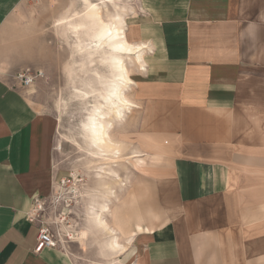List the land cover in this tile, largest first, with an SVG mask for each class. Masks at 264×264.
Instances as JSON below:
<instances>
[{
  "label": "crops",
  "instance_id": "1",
  "mask_svg": "<svg viewBox=\"0 0 264 264\" xmlns=\"http://www.w3.org/2000/svg\"><path fill=\"white\" fill-rule=\"evenodd\" d=\"M22 1L0 0V264H264V0H135L126 40L140 66L150 60L130 109L148 108L144 129L166 139L167 162L103 213L112 247L106 229L84 227L39 252L33 199L65 172L56 121L15 77L7 21Z\"/></svg>",
  "mask_w": 264,
  "mask_h": 264
},
{
  "label": "rangeland",
  "instance_id": "2",
  "mask_svg": "<svg viewBox=\"0 0 264 264\" xmlns=\"http://www.w3.org/2000/svg\"><path fill=\"white\" fill-rule=\"evenodd\" d=\"M134 2L23 0L7 21V29L18 40L11 44L14 60L23 68H39L45 73L24 88L35 108L56 121L55 157L70 182L58 200L49 196L34 213L60 233L65 245L78 241L68 239L70 227L79 234L82 229L95 227L111 233L106 243L112 247L116 237L103 213L109 210L111 214L123 203L124 186L127 189L134 176H155L159 171L148 168L167 162L166 149L162 146L166 139L150 140L144 129L150 125L146 107L126 110L122 119L112 114L107 118L110 120L109 142L103 144L104 152L91 143L88 136L89 116L100 99L99 92H103L102 80L112 72L107 57L114 52L108 45L97 42L94 36L97 23H117L124 31L125 22L134 12ZM92 6L97 9L92 10ZM147 56L144 58L141 53L140 66L135 55H124L128 75L133 81H147L149 70H144L150 60ZM134 87L132 84L125 90L131 101L135 100ZM134 124L141 128L132 133ZM149 141L157 145L151 148ZM133 146L140 154L137 157H131Z\"/></svg>",
  "mask_w": 264,
  "mask_h": 264
},
{
  "label": "bare ground",
  "instance_id": "3",
  "mask_svg": "<svg viewBox=\"0 0 264 264\" xmlns=\"http://www.w3.org/2000/svg\"><path fill=\"white\" fill-rule=\"evenodd\" d=\"M94 7L92 6V10ZM95 9L97 8L95 7ZM116 24L97 23L98 29L94 35L100 45H108L114 50L107 57V61L112 68L111 75L102 80L103 92H99L100 101L98 100L96 106L92 108L88 123V136L91 143L103 152V144L106 145L109 142L108 128L110 120L107 118L112 114L114 118L122 119L126 110H129L132 106L130 99L125 95V90L130 87L132 81L128 75L123 57L124 55L133 54L136 47L126 40L122 28Z\"/></svg>",
  "mask_w": 264,
  "mask_h": 264
},
{
  "label": "built area",
  "instance_id": "4",
  "mask_svg": "<svg viewBox=\"0 0 264 264\" xmlns=\"http://www.w3.org/2000/svg\"><path fill=\"white\" fill-rule=\"evenodd\" d=\"M44 75L45 73L42 69L26 66L19 70L15 77L23 87H28L31 86L37 79L44 77ZM69 182L70 179L67 177L60 178L59 181L54 185L52 193L49 196L55 197L58 200L64 188L69 185ZM48 197H35L33 199L32 208L29 212L30 220L38 224V232L34 246L35 252H39L44 247L62 248L65 245L64 241L60 237V233L52 229L51 226L47 225L44 220L38 219L37 215L34 213V209L42 208V205L45 203ZM67 237L68 239H78L80 234L78 233V230L70 227L68 229Z\"/></svg>",
  "mask_w": 264,
  "mask_h": 264
}]
</instances>
